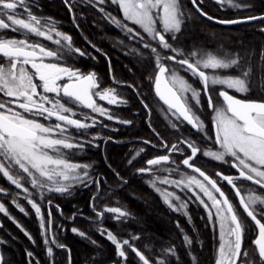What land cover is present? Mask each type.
<instances>
[{
	"label": "snow or ice",
	"instance_id": "1",
	"mask_svg": "<svg viewBox=\"0 0 264 264\" xmlns=\"http://www.w3.org/2000/svg\"><path fill=\"white\" fill-rule=\"evenodd\" d=\"M62 3L84 46L55 27L52 17L37 14L43 8L39 0H0V30L19 34L0 33V177L7 181L0 186V213L36 245L5 201L25 216L34 213L46 253L41 257L25 249L28 264H60L54 248L66 252L65 264H75L64 242L68 231L91 246L83 264H206L201 258L205 245L179 219L174 223L180 245L170 242L159 252L138 246L140 233L124 231L133 214L108 206L132 185L145 198L158 194L189 224V206H202L214 264H264V44L256 49L237 41L234 47L221 43L209 49L189 35L200 20L205 30L245 24L264 36V10L256 12L248 0H211L217 12L255 13L234 18L217 15L207 0ZM90 13L98 31L110 25L123 36L122 47L125 41L132 45L123 76L117 77L112 57L81 27ZM101 56L115 87L104 86L108 82L97 70ZM121 85L131 94L122 95ZM96 97L127 109L131 118L98 104ZM158 110L163 127L154 118ZM137 118L146 135L133 131ZM120 126L135 137L128 142L141 146L113 156L110 143H127ZM92 149L99 150V160L74 159ZM80 190L90 198L67 214L57 200ZM78 219L100 227L82 228ZM97 233L110 242V254ZM4 246L10 241L0 236V264H14Z\"/></svg>",
	"mask_w": 264,
	"mask_h": 264
},
{
	"label": "trees",
	"instance_id": "2",
	"mask_svg": "<svg viewBox=\"0 0 264 264\" xmlns=\"http://www.w3.org/2000/svg\"><path fill=\"white\" fill-rule=\"evenodd\" d=\"M133 148H128L127 150L124 144L113 145L110 143L108 151L111 155L116 156L117 154L130 152ZM100 158V152L97 149H92L90 152L79 153L74 157V159L82 161L99 160ZM6 185V178L0 177V186ZM89 198L90 193L88 191L80 190L78 193H74L72 197H61L57 202L61 203L67 214H70L75 210L73 205L83 207ZM5 202L9 205L12 214L24 224L37 240V244L33 245L13 221L8 219L3 213H0V220H3L5 224L4 228H0V236L9 240L11 244V246H4L6 254L13 259L14 264H28L25 249H30L43 257L46 253V249L43 247V238L38 233V225L34 213L25 216L11 205L10 200H6ZM21 203H24L25 207L31 211L30 205H27L26 201L22 200ZM108 206L121 207L133 214L130 220L125 221L128 227L124 229V231L133 234L137 232L140 233V240L137 241V244L142 250H144L145 245H150L151 248L159 252L161 247H167L170 242L174 243L182 236L173 225L174 218L172 217V213L174 212L162 202L158 194H154V197L150 199L145 198L143 193L139 190L138 185H132L123 192L118 193L117 196L113 197L112 200L108 202ZM189 207L193 217V223L190 224V226L186 225V230L189 231V235L193 236L194 239L198 236L199 240L205 245L201 258L206 264L213 263L215 258L211 254L213 245L209 231L208 229H204V222L200 219L199 215H197V209L193 205ZM71 226V223H69L68 228L70 229ZM77 226L92 228L93 231L97 227H100V225H89L84 219H78ZM193 227L198 231H193ZM203 234H206L207 237L205 242L202 236ZM64 236L66 237L64 242L68 243L72 248V258L75 264H83V253L91 246L87 245L86 241L72 234L70 231L65 232ZM95 238L103 245L105 254H110L112 250L110 242L105 240L98 233ZM158 240H161L160 243H158ZM194 247L199 250L200 244L195 243ZM151 248L149 251H151ZM54 253L56 254V258L60 261V264H65L66 252L54 248Z\"/></svg>",
	"mask_w": 264,
	"mask_h": 264
},
{
	"label": "flooded vegetation",
	"instance_id": "3",
	"mask_svg": "<svg viewBox=\"0 0 264 264\" xmlns=\"http://www.w3.org/2000/svg\"><path fill=\"white\" fill-rule=\"evenodd\" d=\"M39 2L42 3L43 8L42 11H39L37 13L38 15H43L45 17H49V16L52 17L53 20L55 21V27L59 28L62 31H68L71 35H73V38L76 42V46H84V41L82 37L79 35L73 23L71 22V14L67 11L66 7L63 5L62 0H39ZM207 2L211 10L217 12L216 8L212 7L211 0H207ZM248 2L255 3L256 12L264 10V3H261V0H248ZM243 14H255V13L237 12L236 10H228V11L221 10L217 12V15L224 18H234L236 15H243ZM91 19H92V14L90 13L88 21L81 22V27L85 30L86 34H91L90 38L93 39L94 42L100 44V46L103 47L105 51H107L108 54L112 57V63L114 65L115 73L117 77L123 76L124 72L122 71V67L124 65L129 64L128 53L132 45L128 44V42L125 41V45H127V47H122L120 41L123 39V36L119 33V31L113 30L112 26L110 25L108 30H105L103 32L98 31L97 27L91 23ZM211 31H215L217 34H222V35H219L218 38H213L210 34ZM0 33H6L8 36H19V34L10 32L8 30H0ZM189 35L195 41L207 45L209 49L218 48L220 47L221 43H223L226 47L227 46L234 47L237 41H242L246 47L252 46L253 48L256 49H258L261 44H264V36H261L258 32L254 31L252 25H245V24L216 25L214 29L205 30L203 27V22L197 20V22L191 26ZM37 39H39L42 43H44L48 47H54V43L52 41H47L44 38H37ZM3 60L4 58L0 57V62H3ZM97 70L101 73L102 77L108 82L104 85L105 87L108 86L115 87V84L111 82V78L108 75L107 61L104 59L103 56L99 58V63L97 64ZM118 91H120L121 94L125 96L131 94V90L125 91L123 85H121ZM234 94L240 95L239 93H234ZM96 102L98 104H102L106 108H110L118 115H121L126 118H131L129 111L125 108L117 107L115 105H110L107 101L101 100L99 97H96ZM160 106H162L163 108H167L161 102H160ZM132 111L134 112L135 109H132ZM154 118L156 119L157 124H160L161 127L164 126L161 123L164 117L162 114L159 113V110L156 114H154ZM105 121L108 123H114L107 121L106 118ZM120 127L122 133H124V140L127 142L126 144H124L127 150L128 148L129 149L133 148V146L134 147L141 146L132 142H128L135 140V137L128 136L127 129L123 128L122 126ZM133 131H138L144 135L147 134L146 130L140 125L139 118H137V127ZM209 167L211 168V166ZM235 202H238L237 198ZM193 206L197 209V215H199V217L201 215H205L202 206L201 207H197L195 205ZM172 217L174 218L173 220L174 222L177 219H179L184 227L186 225L190 226V224L187 221V218L184 215L174 212L172 213ZM173 225L175 226V223H173ZM202 236L205 242L207 240L206 234H203ZM210 238H211V234H210ZM160 241L161 240H158V243H160ZM181 243H182V236L179 237V239L176 242H174V244L176 245H180ZM217 247H218V240H217ZM180 250L181 252H183V248H181ZM209 264H214V262Z\"/></svg>",
	"mask_w": 264,
	"mask_h": 264
},
{
	"label": "water",
	"instance_id": "4",
	"mask_svg": "<svg viewBox=\"0 0 264 264\" xmlns=\"http://www.w3.org/2000/svg\"><path fill=\"white\" fill-rule=\"evenodd\" d=\"M157 99H159L158 97H157ZM162 104H163V101H160ZM163 105H165V104H163ZM166 107H167V105H165ZM237 200H238V197H237Z\"/></svg>",
	"mask_w": 264,
	"mask_h": 264
},
{
	"label": "rangeland",
	"instance_id": "5",
	"mask_svg": "<svg viewBox=\"0 0 264 264\" xmlns=\"http://www.w3.org/2000/svg\"><path fill=\"white\" fill-rule=\"evenodd\" d=\"M178 178V177H177Z\"/></svg>",
	"mask_w": 264,
	"mask_h": 264
}]
</instances>
